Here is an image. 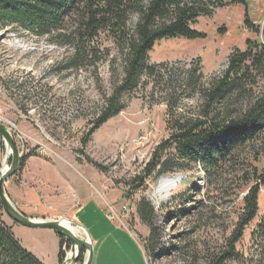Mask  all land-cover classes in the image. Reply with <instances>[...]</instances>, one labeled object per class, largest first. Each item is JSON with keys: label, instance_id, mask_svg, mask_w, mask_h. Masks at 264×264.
<instances>
[{"label": "rangeland", "instance_id": "374dc122", "mask_svg": "<svg viewBox=\"0 0 264 264\" xmlns=\"http://www.w3.org/2000/svg\"><path fill=\"white\" fill-rule=\"evenodd\" d=\"M245 9L259 32L246 26ZM74 26V20L67 22V34ZM194 28L205 37L158 41L148 54L150 64L186 70L199 60L204 81L218 75L235 49L245 50L248 39L264 41V0H249L247 7L219 8L212 16L200 18ZM23 30L0 28L7 39L0 53V75L13 88L11 96H0V123L12 125L19 153L28 157L5 185L10 201L24 215L37 220L64 218L80 225L89 220L84 213L78 217L80 224L67 215L87 205L95 208L97 216L109 218L126 236L117 239L111 263L99 261L95 254L93 264H140L133 243L142 249L144 264H264V247L252 239L264 214V187L257 217L244 229L240 226L242 198L255 186L254 170L264 167V139L211 175L195 167L162 176L185 178L167 201L158 202L153 193L162 177L149 178L145 170L169 135L161 88L154 91L155 96L147 87L121 97L125 108L90 134L106 98L124 78L122 43L100 34L74 68L69 61L73 44L48 38L43 42ZM15 36L32 45L31 51L20 49L26 43H17ZM71 39L75 38L71 35ZM195 102L196 98L187 99L183 106ZM5 157L6 146L0 138V173ZM142 199L154 209L150 225L139 217ZM0 217L12 230L18 225L1 203ZM75 224L78 237L85 238ZM17 238L40 248L47 240L35 233L18 232ZM63 251L65 256L70 254V247Z\"/></svg>", "mask_w": 264, "mask_h": 264}, {"label": "trees", "instance_id": "16d2710c", "mask_svg": "<svg viewBox=\"0 0 264 264\" xmlns=\"http://www.w3.org/2000/svg\"><path fill=\"white\" fill-rule=\"evenodd\" d=\"M248 2L0 0V28L18 27L38 37H47L51 42L73 44V56L69 61L74 68L76 62L86 57L89 46L100 34L106 33L113 41L121 42L124 78L106 98L90 134L125 108L120 102L121 97L147 87L152 88V93L159 92L158 88H161L167 106L169 135L153 152L146 165V176L157 180L195 167L211 175L237 161L241 151L264 139V41L248 39L245 50L235 49L228 57L226 68L207 81H204L199 60L185 70L169 68L165 63L150 64L148 54L161 40L205 37L194 28L200 18L212 16L217 9L227 6L247 7ZM246 9V26L259 32L247 18ZM71 20L75 21V30L67 34V22ZM70 34L75 39H71ZM192 98H196L194 106H183L187 99ZM27 158L21 159V167ZM252 180L255 186L242 198L241 229L257 217L259 192L264 187V167L254 170ZM138 213L143 223H152L154 209L146 199L138 204ZM57 236L60 240L58 260L63 264V248L69 249L70 244L62 236ZM252 239L264 247V214L253 230ZM147 248L150 253L149 244ZM85 255L86 251L81 249L79 261L82 264ZM0 264H44L21 245L12 228L1 217Z\"/></svg>", "mask_w": 264, "mask_h": 264}, {"label": "water", "instance_id": "95a60500", "mask_svg": "<svg viewBox=\"0 0 264 264\" xmlns=\"http://www.w3.org/2000/svg\"><path fill=\"white\" fill-rule=\"evenodd\" d=\"M0 138L3 140L6 146V157H5V171L4 163L3 169L0 173V203L5 212V214L16 224L21 225L30 229H41V230H51L56 235L62 236L70 244V258L69 264L79 263L80 250L84 249L86 251V260L84 264H93L95 257V248L89 233L80 225L75 224L81 231L84 232L85 238L78 237L73 234L65 225H63L62 220L59 219H48V220H37L24 215L19 211L16 206L10 201L7 191L6 182L9 178L14 176L21 168L22 155L19 153L15 139L10 133V130L0 123ZM67 264V262L63 263Z\"/></svg>", "mask_w": 264, "mask_h": 264}, {"label": "crops", "instance_id": "0c3cea01", "mask_svg": "<svg viewBox=\"0 0 264 264\" xmlns=\"http://www.w3.org/2000/svg\"><path fill=\"white\" fill-rule=\"evenodd\" d=\"M0 167H1V158H0ZM14 205L19 211H21L24 214L26 213L21 208H18L16 204ZM90 207H88L87 205L80 212L67 215V218H72L78 222L79 219L78 217H80L82 213H84L85 216L89 218L90 221L86 219L83 222L80 221L81 224L79 222L78 223L81 226L82 224L86 225V227L89 229L88 231L84 226H82L92 238L95 248V254H98V260L101 261L104 259L108 263H111L113 261L111 253L114 251V248L117 247V239L120 237L121 234L122 235L120 238H122L123 235L126 236V234L123 231V229L121 230V228L114 225L112 221L106 216L105 218L107 221L104 220L99 215L97 216V210L95 208L90 209ZM25 228L26 227H23L21 225H16V227L13 230L15 237L17 238L18 232L21 233L22 235L28 233L29 234L35 233V234L43 235V237L46 238L47 240L45 241L46 243L44 244L41 243L42 248H40L38 245L30 246L27 242H24L21 239L17 238L21 242L22 246L26 250L34 254L44 264H59L58 253H59L60 240L58 236L51 230L25 229ZM133 246L136 251V255H137L136 257L138 258L136 262L140 264H144V262L142 261L143 258L141 252L143 254L144 260H145V256L142 249L140 248L141 249L140 252V249L136 245V243L135 244L133 243Z\"/></svg>", "mask_w": 264, "mask_h": 264}, {"label": "bare ground", "instance_id": "6f19581e", "mask_svg": "<svg viewBox=\"0 0 264 264\" xmlns=\"http://www.w3.org/2000/svg\"><path fill=\"white\" fill-rule=\"evenodd\" d=\"M5 161V160H4ZM5 163H4V169L5 171ZM184 176H176V177H162L158 185L156 186V189L154 190L153 193V198L158 201V202H165L167 201L172 193L176 191L179 186L181 185ZM63 225H65L73 234L78 236V231L76 227L74 228L70 221L68 220H62Z\"/></svg>", "mask_w": 264, "mask_h": 264}, {"label": "built area", "instance_id": "2783aa9c", "mask_svg": "<svg viewBox=\"0 0 264 264\" xmlns=\"http://www.w3.org/2000/svg\"><path fill=\"white\" fill-rule=\"evenodd\" d=\"M16 30H18V29H16ZM21 30V29H20ZM19 31V30H18ZM24 33H27V31L26 30H23V34ZM5 34H4V32L3 31H1L0 32V53H2V52H4V51H2V45H6V43H5V41L7 40L6 39V36H4ZM14 35H16V34H14ZM36 36V35H35ZM37 38H39V39H42L43 40V42L47 39V37H38V36H36ZM13 38H16V39H14L17 43H26V42H24V41H22V39H17L18 37L17 36H15V37H13ZM48 41V40H47ZM52 44V43H51ZM55 48H57L58 46L57 45H53ZM20 47V49H22V50H30L31 49V47H32V45H30V44H28V46H27V43L26 44H24L23 46L22 45H20L19 46ZM41 48V47H40ZM50 48H52V46L50 47ZM34 49V48H33ZM35 50V49H34ZM31 51V50H30ZM16 64V63H15ZM16 66H17V64H16ZM11 85V83H10V81L8 80L7 81V79H6V77L4 76V74H1L0 75V96L1 95H3V94H7L8 96H11L12 95V90H13V88L10 86ZM25 112H26V110H25ZM8 125V126H7ZM7 125H5L9 130H10V133H11V135L12 136H15V132H14V128L12 127V125L9 123V124H7ZM69 258H70V256H69V254L67 253V255L65 256V260H64V262H67V264H69Z\"/></svg>", "mask_w": 264, "mask_h": 264}]
</instances>
